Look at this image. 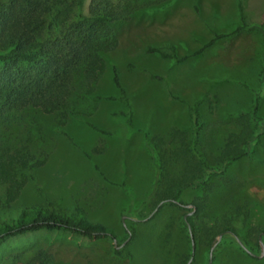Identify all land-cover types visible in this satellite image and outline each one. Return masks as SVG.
<instances>
[{
  "label": "rangeland",
  "instance_id": "374dc122",
  "mask_svg": "<svg viewBox=\"0 0 264 264\" xmlns=\"http://www.w3.org/2000/svg\"><path fill=\"white\" fill-rule=\"evenodd\" d=\"M89 1L82 2L84 14ZM140 1L149 3L148 9L108 23L118 42L103 53L105 68L94 90L99 96L119 94L111 81L114 65L131 104L132 125L121 114L125 105L116 99H97L89 115L69 116L59 128L55 115L30 111L25 129L35 137L33 148L47 147L49 155L41 167L26 173L27 183L12 203L35 202L67 211L79 206L87 219L112 228L118 253L104 238H74L59 231L24 233L0 243V264H27L36 254L41 255L40 264H181L191 255L181 216L190 212L193 202L204 212L201 225L206 227L220 215L231 216L238 206L242 212L248 209L246 220L237 216L235 224L256 256H248L230 233H219L210 246L203 237L197 238L188 264H208V260L209 264H264V133L252 156L228 165V184L213 179V189L206 195L185 188L179 194L183 206L163 200L154 206L153 151L143 135L164 134L172 126L189 134L187 106L193 101H198L203 122L199 141L205 148L216 149L236 130L226 113L246 108L247 87L257 83L264 53V0ZM58 4L68 18L76 15L75 0ZM240 13L247 24H258L259 29L230 33L239 24ZM210 40L201 54L180 62L145 51L148 45L172 44L177 56H185ZM84 100V105L95 102L92 96ZM258 113L264 115V94ZM93 146L101 152H92ZM251 228L262 231L257 235L258 247L254 233H248ZM198 231L204 232L201 227Z\"/></svg>",
  "mask_w": 264,
  "mask_h": 264
},
{
  "label": "trees",
  "instance_id": "16d2710c",
  "mask_svg": "<svg viewBox=\"0 0 264 264\" xmlns=\"http://www.w3.org/2000/svg\"><path fill=\"white\" fill-rule=\"evenodd\" d=\"M160 1L164 0H155V4ZM59 2L0 0V243L24 233L53 231L87 240H115L111 227L87 219L79 206L67 211L35 202L12 205L27 183L26 173L41 167L49 155L47 147L33 148L35 137L25 129L30 111L55 115V125L59 128L69 116L81 118L89 115L95 109L97 99H116L125 105L126 110L121 114L125 122L132 125L131 104L120 86L114 65L110 66L111 81L119 87V94L99 96L94 94V90L105 68L103 53L114 49L118 42L108 23L124 20L134 11L148 9L149 3L140 0H115L113 3L90 0L88 13L84 14L81 12L83 0H75L76 15L68 18L65 10L60 9ZM251 29H259L258 24H247L240 13V22L230 33ZM211 43L210 40L185 56H177L172 44L162 48L148 45L145 51L180 62L201 54ZM259 66L257 83L247 87L250 91L249 105L226 113L237 128L230 131L216 149L205 148L199 141L203 122L197 112L198 101L187 106L189 134L174 126L164 134L152 133L148 138L147 133L143 134L153 151L154 176L150 190L157 196L154 206L161 200L183 206L179 199L183 189L197 188L206 195L213 189V179L228 184L225 175L228 165L252 156L264 133V115L258 113L264 94V53ZM86 96H92L95 102L84 105ZM88 125L95 128L89 122ZM91 151L99 153L101 148L93 146ZM239 208L236 207L231 216L220 215L218 221L206 227L201 225L204 212L201 214L199 203L193 202L192 209L181 216V221L186 229L189 226L194 242L203 237L206 245L210 246L219 233H230L253 258L256 255L239 235V227L235 224V217L240 216L239 220L244 221L249 210L242 212ZM199 227L204 230L201 235ZM261 232L258 228H251L248 232L249 235L254 233L256 247L257 235ZM128 234L131 236L132 232ZM113 248L117 254L118 250L115 246ZM40 256L36 254L27 264H40ZM189 257L180 263L185 264Z\"/></svg>",
  "mask_w": 264,
  "mask_h": 264
},
{
  "label": "water",
  "instance_id": "95a60500",
  "mask_svg": "<svg viewBox=\"0 0 264 264\" xmlns=\"http://www.w3.org/2000/svg\"><path fill=\"white\" fill-rule=\"evenodd\" d=\"M187 229H188V236H189V241H190V248H191V255H192V251H193V249H194V241H193V237H192V235H191V233H190V229H189V226L187 225ZM219 236V235H218ZM234 238L236 239V241L240 244V246L244 249V250H246L245 249V247H243V245L239 242V240L234 236ZM112 242H113V244H115V240H112ZM115 247H117L116 245H115ZM190 255V257L188 258V260L186 261V263L185 264H188L189 263V261H190V259H191V256ZM208 264H209V260H208Z\"/></svg>",
  "mask_w": 264,
  "mask_h": 264
},
{
  "label": "flooded vegetation",
  "instance_id": "af4514ba",
  "mask_svg": "<svg viewBox=\"0 0 264 264\" xmlns=\"http://www.w3.org/2000/svg\"><path fill=\"white\" fill-rule=\"evenodd\" d=\"M246 252H248V250H245ZM249 253V252H248Z\"/></svg>",
  "mask_w": 264,
  "mask_h": 264
}]
</instances>
